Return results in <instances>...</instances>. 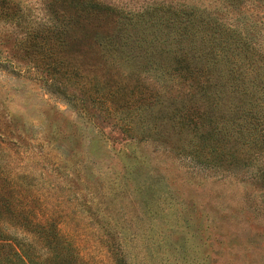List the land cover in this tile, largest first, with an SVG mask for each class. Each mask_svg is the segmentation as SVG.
<instances>
[{
    "label": "rangeland",
    "instance_id": "rangeland-1",
    "mask_svg": "<svg viewBox=\"0 0 264 264\" xmlns=\"http://www.w3.org/2000/svg\"><path fill=\"white\" fill-rule=\"evenodd\" d=\"M47 1L13 0L17 18H0V115L8 119L2 157L11 172L32 176L41 211L57 217L93 264H109L103 245L119 241L131 264H264V145L239 138L229 145L234 158L208 163L179 151L181 144L169 150L125 136L93 90L83 95L74 85L75 99L63 85L41 81L19 42L48 21ZM102 1L132 9L152 0ZM258 10L264 58V3ZM119 71L132 133V86L147 93L151 78ZM117 100L123 107L121 94ZM142 129L136 124L133 134Z\"/></svg>",
    "mask_w": 264,
    "mask_h": 264
},
{
    "label": "trees",
    "instance_id": "trees-1",
    "mask_svg": "<svg viewBox=\"0 0 264 264\" xmlns=\"http://www.w3.org/2000/svg\"><path fill=\"white\" fill-rule=\"evenodd\" d=\"M263 3L152 0L126 9L102 0H49L51 16L26 33L19 52L38 79L63 85L70 97L78 99L74 85L83 95L93 90L125 136L155 139L169 150L181 144L179 151L215 163L235 157L229 145L239 138L264 145ZM18 13L13 0H0V18L13 21ZM130 67L139 79L151 78L147 93L132 86V133L131 119L122 116L128 96L119 71ZM6 120L0 115V264H93L57 217L41 211L44 198L32 176L4 163ZM136 124L143 129L133 134ZM103 246L109 264H131L122 242Z\"/></svg>",
    "mask_w": 264,
    "mask_h": 264
}]
</instances>
